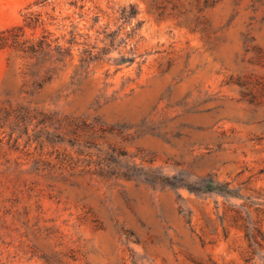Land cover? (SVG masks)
<instances>
[{"label":"rangeland","instance_id":"374dc122","mask_svg":"<svg viewBox=\"0 0 264 264\" xmlns=\"http://www.w3.org/2000/svg\"><path fill=\"white\" fill-rule=\"evenodd\" d=\"M17 25L0 264H264V0H0Z\"/></svg>","mask_w":264,"mask_h":264},{"label":"trees","instance_id":"16d2710c","mask_svg":"<svg viewBox=\"0 0 264 264\" xmlns=\"http://www.w3.org/2000/svg\"><path fill=\"white\" fill-rule=\"evenodd\" d=\"M15 29L21 30L23 29V26L17 25V26H13L12 28L0 29V46L1 47L12 45L15 47H19L23 51H26V52H37V50L39 49V48H36L37 45L42 47V42H43L42 39L34 41L33 39L25 38L24 40H21L20 36L17 33H12V31H14ZM26 42L28 44L24 46L23 44H25ZM46 44L50 46L51 43L46 42ZM90 59H92V56L90 57ZM204 188L205 187H203V189Z\"/></svg>","mask_w":264,"mask_h":264}]
</instances>
